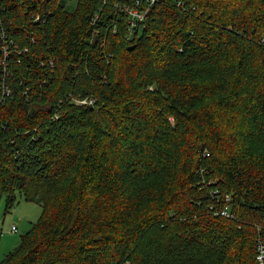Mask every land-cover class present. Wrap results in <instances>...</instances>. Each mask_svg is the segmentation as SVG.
<instances>
[{"label":"trees","instance_id":"16d2710c","mask_svg":"<svg viewBox=\"0 0 264 264\" xmlns=\"http://www.w3.org/2000/svg\"><path fill=\"white\" fill-rule=\"evenodd\" d=\"M148 1L3 0L0 208L43 210L0 264H261L264 0Z\"/></svg>","mask_w":264,"mask_h":264},{"label":"built area","instance_id":"2783aa9c","mask_svg":"<svg viewBox=\"0 0 264 264\" xmlns=\"http://www.w3.org/2000/svg\"><path fill=\"white\" fill-rule=\"evenodd\" d=\"M150 2V4L152 5L155 0H149L148 3ZM139 2H137L138 5ZM123 10H126V12H128L130 14L131 20L133 19L134 21V26H136V24L139 21H143L145 19V15L142 12H139L136 8L135 9H129L127 7H123ZM6 11L5 8V4L3 2V0H0V48H1V54H0V86H1V99H0V108L2 107V105L8 100V98L10 99L12 96V91H11V85H9L8 83V79L11 77L12 71H10V66H11V61H12V56L15 54L16 58H18V60H16L18 63H21L22 56L24 54H27V52H29V47L27 46L25 49H21L19 46V44L15 43L14 40H10L8 37V30L5 27L4 24V12ZM131 11H134L133 13ZM42 8L41 6L39 7V10L37 12V14L35 16H33V18H31L32 23H34L35 25H39L40 22H44L42 21ZM133 17V18H132ZM131 23V22H130ZM43 25V24H42ZM22 30H26L25 26H23L21 28ZM33 44H37L35 40H32ZM55 59H51L48 60L47 62H44L41 64L42 67H46L47 68V72L45 71V75L48 76L49 80L52 81L54 80V73L56 72V65H55ZM44 82V80H43ZM45 83V82H44ZM31 91V88H29L28 90H26L25 96L26 98H30L29 96V92ZM76 105L78 107H84V105H94V100H92V98H88V99H84L82 101H75ZM209 155L206 154V157H208ZM222 215L225 217H232L231 214L228 213L227 210H225ZM12 232L13 233H17V228L16 227H12ZM260 258H258L259 262L261 264H264V245H262L260 247Z\"/></svg>","mask_w":264,"mask_h":264},{"label":"rangeland","instance_id":"374dc122","mask_svg":"<svg viewBox=\"0 0 264 264\" xmlns=\"http://www.w3.org/2000/svg\"><path fill=\"white\" fill-rule=\"evenodd\" d=\"M65 3V9L66 11L73 12L76 10V7L79 3V0H61ZM43 6V5H42ZM41 6V8H42ZM132 13L134 11H131ZM133 18V17H132ZM131 22V23H130ZM134 21L129 20V25L131 26V31L135 30L138 26V23L136 26H134ZM134 32V31H133ZM45 92L42 93L45 94ZM33 96V91H32ZM29 101H32L33 98L30 97ZM32 109H35L37 111H41L44 109L41 105L35 103L32 104ZM1 211H0V233L3 232V238L0 237V247L1 252L0 254L3 255V253H7L8 251H12V248L17 247V245L20 242V238H22V235H25L28 233L33 225L38 222L39 218L42 214V208H40L37 204H27L24 200H19V203L15 206L14 209L6 213V204L5 201L1 204ZM17 228V233L12 232V227ZM9 238L14 239V244L9 240ZM13 244V245H11ZM3 260L0 259V261Z\"/></svg>","mask_w":264,"mask_h":264},{"label":"crops","instance_id":"0c3cea01","mask_svg":"<svg viewBox=\"0 0 264 264\" xmlns=\"http://www.w3.org/2000/svg\"><path fill=\"white\" fill-rule=\"evenodd\" d=\"M17 231H18V230H17ZM0 237H1V239L3 238V232L0 233ZM1 239H0V240H1ZM9 240H10L11 242H13V244H14V239L9 238ZM13 244H11V245H13ZM17 246H18V245H17ZM15 248H16V247H15ZM15 248H12V250L15 249ZM0 252H1V247H0ZM9 252H11V250L8 251L7 253H9ZM7 253H3V255L0 254V259H2V258L4 259V257L7 255Z\"/></svg>","mask_w":264,"mask_h":264},{"label":"water","instance_id":"95a60500","mask_svg":"<svg viewBox=\"0 0 264 264\" xmlns=\"http://www.w3.org/2000/svg\"><path fill=\"white\" fill-rule=\"evenodd\" d=\"M0 46H1V45H0ZM130 50H131V51L134 50V47H133V48L130 47ZM0 54H1V48H0Z\"/></svg>","mask_w":264,"mask_h":264}]
</instances>
